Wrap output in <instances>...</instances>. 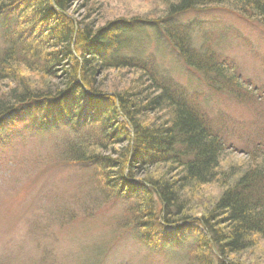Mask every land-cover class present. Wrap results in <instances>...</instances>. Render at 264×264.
<instances>
[{"label":"trees","instance_id":"obj_1","mask_svg":"<svg viewBox=\"0 0 264 264\" xmlns=\"http://www.w3.org/2000/svg\"><path fill=\"white\" fill-rule=\"evenodd\" d=\"M82 1L100 16L109 0ZM75 2L0 0V145L13 141H4V128L10 136L29 135L27 141L55 127L67 129L56 148L60 162L86 166L108 194L128 202L119 225L141 222L134 224L140 242L179 254L177 264H239L230 255L264 240V159L223 164L227 145L217 120L160 71L158 46L147 53L149 41L137 36L154 31L207 88L245 98L250 93L234 63L210 48H195L185 15L227 7L264 28V0H157V8L141 17L100 16L96 23L93 14L76 20L68 11ZM5 13L13 22L1 27L10 21ZM124 69L136 73L131 87L107 92L94 83L99 71ZM56 71L61 80L51 85ZM120 140L122 160H114L110 147ZM154 167L166 171L145 175ZM203 187H213L215 195L205 215L191 216L186 204ZM262 257L253 264H264Z\"/></svg>","mask_w":264,"mask_h":264},{"label":"rangeland","instance_id":"obj_2","mask_svg":"<svg viewBox=\"0 0 264 264\" xmlns=\"http://www.w3.org/2000/svg\"><path fill=\"white\" fill-rule=\"evenodd\" d=\"M86 4L78 0L68 10L78 22L94 13L85 8ZM154 5L157 0H109L102 3L105 12L100 16L103 19L141 17L146 10L156 9ZM3 16L10 21L1 23V27L11 25L13 15ZM100 16L93 14L90 21L96 23ZM185 16L192 20L194 47L210 48L215 55L232 61L250 95L234 99L210 90L154 31H139L137 40L143 44L149 41L147 53H156L152 48L158 46L156 61L160 71L188 91L208 117L217 120L227 145L223 164L242 165L249 157L264 159L263 26L227 7L197 10ZM61 75L62 72L56 71L50 84H58ZM135 76L136 73L125 69L99 71L94 83L108 87L107 92H114L131 87ZM55 128L40 138L30 137L29 141L25 140L29 137L27 134L16 137L10 136L6 128L2 131L8 135L4 141H13L0 145V264H177L173 260L179 254L161 252L158 246L151 249L139 241L134 224L141 222L131 221L127 229L122 227L124 224L119 225L128 202L108 194L101 182L94 181L93 172L86 166L60 162L59 148L67 129ZM121 141L110 147L116 155L114 160H122L125 144ZM159 168L145 170V175ZM158 171L160 175L166 170ZM214 195L213 187H203L191 197L186 204L191 216L205 215ZM257 246L246 253L230 255L229 260L239 264L259 262L264 256V240Z\"/></svg>","mask_w":264,"mask_h":264}]
</instances>
